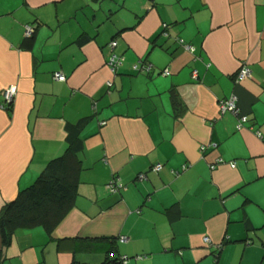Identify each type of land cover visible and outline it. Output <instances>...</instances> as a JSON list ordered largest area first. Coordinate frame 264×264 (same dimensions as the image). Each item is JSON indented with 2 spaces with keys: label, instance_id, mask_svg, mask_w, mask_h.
Instances as JSON below:
<instances>
[{
  "label": "crops",
  "instance_id": "1",
  "mask_svg": "<svg viewBox=\"0 0 264 264\" xmlns=\"http://www.w3.org/2000/svg\"><path fill=\"white\" fill-rule=\"evenodd\" d=\"M11 86L0 212L69 133L81 168L52 235L0 234V264H264V0H0V93ZM231 96L241 129L219 111Z\"/></svg>",
  "mask_w": 264,
  "mask_h": 264
},
{
  "label": "trees",
  "instance_id": "2",
  "mask_svg": "<svg viewBox=\"0 0 264 264\" xmlns=\"http://www.w3.org/2000/svg\"><path fill=\"white\" fill-rule=\"evenodd\" d=\"M67 140L65 151L49 160L32 184L4 204L0 212V234L4 244H8L20 228L41 226L51 236L73 207L81 168L78 156L81 144L70 133ZM105 241L111 242L108 253L113 252V239ZM111 259L107 257L105 264H123L121 258Z\"/></svg>",
  "mask_w": 264,
  "mask_h": 264
},
{
  "label": "built area",
  "instance_id": "3",
  "mask_svg": "<svg viewBox=\"0 0 264 264\" xmlns=\"http://www.w3.org/2000/svg\"><path fill=\"white\" fill-rule=\"evenodd\" d=\"M33 32V27L32 25H26L25 26V36L27 37H30L31 34ZM180 43L182 42L181 39H179ZM116 46V42L115 41H111L109 42V44L107 45L109 51H110V56H109V61H108V65L110 67V70L111 72H116L119 65L121 64V56L117 53L114 52V48ZM186 48H191L190 45H185ZM135 68L138 67V65H135L134 66ZM143 69L148 72L150 71V69L152 68L151 64H146V65H142ZM249 74V68L247 65L245 64H242L240 69H239V72H238V75H237V80L240 81L242 80L243 78L247 77ZM162 75H169V70L167 69H164L162 71ZM54 78L56 80H59V81H63L65 80V76L60 74V73H56L54 75ZM109 86L111 85V82L109 81L107 83ZM16 94V91H15V87H8L7 89L3 90L1 93H0V99H1V102H0V107L2 108H8L11 103H12V100L14 98ZM218 106H219V111L221 114L223 113H226V112H230L232 114L235 115V117L237 118V123H236V128L237 129H241L243 127V125L247 122V116L242 114L237 106V101H236V98L234 96H231V97H228V98H225V99H220L218 101ZM219 161H221L219 159ZM231 166H234V163H231ZM152 170L153 171H159L160 170V165H154L152 167ZM142 177V175H140ZM122 187V185L120 184L119 180L117 178L115 179H111V181L107 184V188L111 191V192H115V191H118L120 188ZM120 241H125L126 238L125 237H120L119 239ZM205 240L208 241L207 238H205ZM124 258H121V262L124 263Z\"/></svg>",
  "mask_w": 264,
  "mask_h": 264
}]
</instances>
